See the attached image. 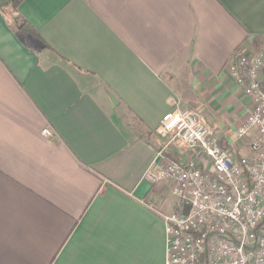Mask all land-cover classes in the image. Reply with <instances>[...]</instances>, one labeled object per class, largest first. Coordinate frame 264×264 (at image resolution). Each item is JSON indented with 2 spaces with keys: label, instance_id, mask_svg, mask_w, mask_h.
<instances>
[{
  "label": "crops",
  "instance_id": "0c3cea01",
  "mask_svg": "<svg viewBox=\"0 0 264 264\" xmlns=\"http://www.w3.org/2000/svg\"><path fill=\"white\" fill-rule=\"evenodd\" d=\"M18 18L44 43L0 10V264H166L158 129L192 110L247 153L228 68L264 50V0H25Z\"/></svg>",
  "mask_w": 264,
  "mask_h": 264
},
{
  "label": "built area",
  "instance_id": "2783aa9c",
  "mask_svg": "<svg viewBox=\"0 0 264 264\" xmlns=\"http://www.w3.org/2000/svg\"><path fill=\"white\" fill-rule=\"evenodd\" d=\"M228 69L252 103L237 132L246 154L221 147L192 110H173L158 129L165 143L146 179L174 199L159 212L166 264H264V50L239 49ZM175 148V159L165 154Z\"/></svg>",
  "mask_w": 264,
  "mask_h": 264
},
{
  "label": "trees",
  "instance_id": "16d2710c",
  "mask_svg": "<svg viewBox=\"0 0 264 264\" xmlns=\"http://www.w3.org/2000/svg\"><path fill=\"white\" fill-rule=\"evenodd\" d=\"M25 0H0V10L7 18L13 31L23 39L32 38L41 43L43 39L35 28L31 25L24 24L19 20V8Z\"/></svg>",
  "mask_w": 264,
  "mask_h": 264
},
{
  "label": "rangeland",
  "instance_id": "374dc122",
  "mask_svg": "<svg viewBox=\"0 0 264 264\" xmlns=\"http://www.w3.org/2000/svg\"><path fill=\"white\" fill-rule=\"evenodd\" d=\"M161 150V149H160ZM169 151L171 150V149H168ZM166 153L168 152V151H165Z\"/></svg>",
  "mask_w": 264,
  "mask_h": 264
},
{
  "label": "water",
  "instance_id": "95a60500",
  "mask_svg": "<svg viewBox=\"0 0 264 264\" xmlns=\"http://www.w3.org/2000/svg\"><path fill=\"white\" fill-rule=\"evenodd\" d=\"M112 100H113V98H112Z\"/></svg>",
  "mask_w": 264,
  "mask_h": 264
}]
</instances>
